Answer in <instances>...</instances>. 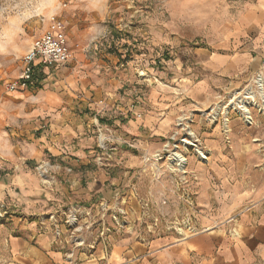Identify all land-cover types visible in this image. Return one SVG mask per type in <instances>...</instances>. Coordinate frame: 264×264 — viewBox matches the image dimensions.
Segmentation results:
<instances>
[{
  "label": "crops",
  "instance_id": "obj_1",
  "mask_svg": "<svg viewBox=\"0 0 264 264\" xmlns=\"http://www.w3.org/2000/svg\"><path fill=\"white\" fill-rule=\"evenodd\" d=\"M231 6L225 15L217 10L221 24L195 51L189 73L175 62L169 81L178 82L169 93L154 87L155 76L165 73L148 63L151 45L160 42L151 31L106 29L110 16L100 5L83 0L69 5L64 23L72 60L39 66L36 85L0 95V201L12 214L0 227V264H70L74 252L71 258L69 246L54 245L47 215L58 218L71 206L110 200L124 184L138 189L146 179L151 195L175 197L171 181L144 178L133 169L140 165L137 153L148 140L149 150L159 148V140L150 138L167 134L172 117H185L188 104L208 102L224 77L261 66L264 0H236ZM103 136L115 151L98 153ZM44 163L50 164L49 184L36 171ZM211 221L202 219L201 225ZM234 227L233 233L213 228L147 243L116 236L107 264H251L264 252V210L255 219L236 218ZM42 228L46 231L37 233ZM74 261L100 264L86 256Z\"/></svg>",
  "mask_w": 264,
  "mask_h": 264
},
{
  "label": "rangeland",
  "instance_id": "obj_2",
  "mask_svg": "<svg viewBox=\"0 0 264 264\" xmlns=\"http://www.w3.org/2000/svg\"><path fill=\"white\" fill-rule=\"evenodd\" d=\"M74 1L23 0V12L15 18H0L1 96L6 95V83L19 75L22 57L33 39L47 27L48 17L58 14L66 22L65 13ZM83 1L104 8L103 13L110 16V20H104L108 22L106 29L115 31L114 27L120 25L119 28L126 31L135 27L151 31L149 36L160 42L151 45L148 63L154 66L156 73H165V77L156 74L154 87L174 93L178 81H169L173 71H177L174 65L181 63L182 73H189L195 51L203 48L216 33L217 24H221L215 20L217 10L225 15L236 0ZM168 51L171 53L167 54ZM259 72L264 78V59L256 71L241 73L234 79L224 77L221 85L213 87L215 93L208 102L199 103L198 107L188 104L185 117H172L167 134L150 138L159 140V148L149 150L150 141H145L142 152L137 153L140 165L133 169L140 170L144 178L171 181L175 197L158 199L151 195L146 179L139 183L140 191L124 184L120 196L125 198L108 199L107 210L99 208V199L85 204L89 206L88 214L81 215L84 219L76 215L74 229L62 227L64 235L61 239L84 240L85 244L104 241L105 245L96 244L95 248L89 249L92 259L98 258L100 264H107L111 242L116 236L130 237L141 243L162 237L180 240L205 229L219 228L222 232L232 230L233 233L236 218L251 214L255 219L264 210V98L260 100L261 106L249 107L247 116L240 115L230 106L245 99L247 88L256 90L253 77ZM185 83L188 87L189 82ZM186 93L189 96L188 90ZM216 111L217 119H213ZM181 141L192 146L184 147ZM194 148L202 152L200 156ZM173 151L180 153L183 160L186 158V173L173 171L172 165L167 163V154ZM101 163L98 162L96 167H103ZM191 163L201 165L204 172H198ZM90 167L94 169L95 166ZM179 187L190 197H182L183 191H178ZM119 209L123 214L117 213ZM206 218L212 221L202 226L201 221ZM56 219L62 224L66 215L60 214ZM49 230L53 238L54 230L51 227ZM68 246L72 248L71 242ZM82 247L74 250V260L83 257ZM74 260L69 263H80ZM251 264H264V252Z\"/></svg>",
  "mask_w": 264,
  "mask_h": 264
},
{
  "label": "built area",
  "instance_id": "obj_3",
  "mask_svg": "<svg viewBox=\"0 0 264 264\" xmlns=\"http://www.w3.org/2000/svg\"><path fill=\"white\" fill-rule=\"evenodd\" d=\"M66 5H63L65 7ZM48 24L47 27L44 29V31L39 35L38 37L34 38L31 44L29 45L27 51L22 57V68L19 72V75L16 79L13 81H9L5 85V90L7 92H14L17 90H24L29 86H34L36 83L40 80V73L37 70V67H51V66H57V65H63L72 60V50L70 48L68 38H67V31H66V25L64 21L61 19L60 15L53 14L48 17ZM171 53L168 51L167 54ZM171 56V55H170ZM165 61H162L164 63ZM162 63H159L162 65ZM138 75L141 77L143 76L146 78L143 72L138 73ZM239 94V93H238ZM110 139H108L107 136H103L99 140V148L104 151H113V148H109L107 146V143H109ZM201 155V153H200ZM199 155V156H200ZM184 157V156H183ZM184 161L176 160L171 153L167 154V163L172 165L173 171L180 172L182 170V173H186L184 171V167L186 165V158L184 157ZM36 171L38 173V176L42 179V182L44 184L50 183V164L44 163L39 164L36 167ZM181 173V174H182ZM181 180H179L180 182ZM185 182V181H184ZM183 182V183H184ZM181 183V184H183ZM183 191L184 189L179 187L178 191ZM133 191L130 193L132 194ZM135 193V192H134ZM182 197H190V195H187L185 191H183ZM187 195V196H186ZM116 198L123 199L125 197L120 196V193H116L113 200ZM110 201V200H109ZM108 200L99 199L97 201L99 208L101 210H107L109 205ZM111 204V203H110ZM89 206L84 205H74L71 206L69 209L64 210L63 214L66 215V220L61 224L59 221H57L56 217L53 215H47L46 221L49 222L51 229L54 230L53 232V243L56 244L61 249H66L68 246V243L71 242L72 248H71V258L73 257V252L76 248H80V246H83L81 249L83 256L91 257V250L90 247L93 249L95 248L96 244H102L105 245L104 241L98 240L94 241L93 243L85 244L84 240H78V241H70L68 240H62L61 236L64 235V232L62 230V227H66V229H74L77 225V217L80 216V219H84V216H81L82 214H88ZM123 211L119 209L117 213L123 214ZM12 214L8 212V209L6 208V205L0 201V227L5 224L7 219L12 218ZM64 224V225H63ZM43 226V224H41ZM184 223V227H185ZM187 227V226H186ZM45 228L38 229L37 233H42L45 231ZM86 246H89L85 248ZM87 250V251H86Z\"/></svg>",
  "mask_w": 264,
  "mask_h": 264
},
{
  "label": "bare ground",
  "instance_id": "obj_4",
  "mask_svg": "<svg viewBox=\"0 0 264 264\" xmlns=\"http://www.w3.org/2000/svg\"><path fill=\"white\" fill-rule=\"evenodd\" d=\"M253 78H254L253 79V83L256 85V90L255 91H251L250 87L247 88L246 91L244 92V98L245 99L244 100L243 99H240L239 102L237 104H235V106H230V107H232V110H234L235 112L240 113V115L247 116V114L249 113V107H255L256 108V107H259V106L262 105V101L260 102V100H263V98H264V89H263V87H264V78H263V75L260 72L257 73L256 76L253 77ZM257 101L260 102V103H258ZM218 109L220 110V108L217 106V110ZM216 117H217V111L215 112V114L213 116V119H215ZM185 141H181V143H183V146L184 147H187L188 145H191V144H189V143H187ZM196 150L197 149H195V151ZM200 152L201 151L197 150L196 153H198L200 155ZM179 154L176 153V152H174V151H173V153H171V155L176 160L184 161Z\"/></svg>",
  "mask_w": 264,
  "mask_h": 264
},
{
  "label": "clouds",
  "instance_id": "obj_5",
  "mask_svg": "<svg viewBox=\"0 0 264 264\" xmlns=\"http://www.w3.org/2000/svg\"><path fill=\"white\" fill-rule=\"evenodd\" d=\"M23 10V0H0V18H15Z\"/></svg>",
  "mask_w": 264,
  "mask_h": 264
}]
</instances>
